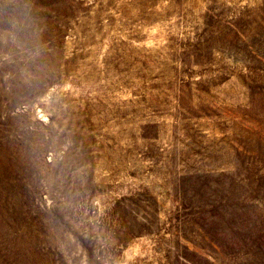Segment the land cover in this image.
Listing matches in <instances>:
<instances>
[{
  "label": "rangeland",
  "instance_id": "rangeland-1",
  "mask_svg": "<svg viewBox=\"0 0 264 264\" xmlns=\"http://www.w3.org/2000/svg\"><path fill=\"white\" fill-rule=\"evenodd\" d=\"M0 264H264V0H0Z\"/></svg>",
  "mask_w": 264,
  "mask_h": 264
}]
</instances>
